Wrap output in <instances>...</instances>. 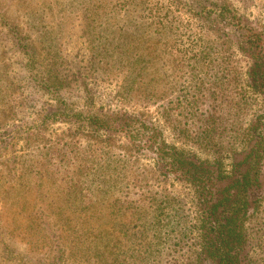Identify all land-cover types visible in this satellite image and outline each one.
I'll return each instance as SVG.
<instances>
[{
    "label": "rangeland",
    "instance_id": "1",
    "mask_svg": "<svg viewBox=\"0 0 264 264\" xmlns=\"http://www.w3.org/2000/svg\"><path fill=\"white\" fill-rule=\"evenodd\" d=\"M86 1L0 0V264H210L197 258L193 186L163 169L154 145L219 165L229 182L241 175L255 142L245 134L264 127V0H132L128 12L121 4L129 35L111 34L104 59L94 50L105 22L87 19ZM49 34L70 83L60 96L43 87ZM80 113L110 123L76 121ZM124 118L139 133L122 130ZM208 119L212 141L202 138ZM262 154L242 264H264ZM100 169L102 185L90 174ZM129 212L140 218L130 231ZM30 242L75 247L78 258L51 259L57 252Z\"/></svg>",
    "mask_w": 264,
    "mask_h": 264
},
{
    "label": "trees",
    "instance_id": "2",
    "mask_svg": "<svg viewBox=\"0 0 264 264\" xmlns=\"http://www.w3.org/2000/svg\"><path fill=\"white\" fill-rule=\"evenodd\" d=\"M83 1V0H81ZM80 3V2H78ZM87 4L84 7L87 12V19L90 22H105L104 29L106 31V36L103 42L100 41L101 48L94 50V55L99 56L101 59L112 57L111 47L113 46V40L110 41L109 37L115 36L118 31H123L122 36L127 37L129 34L124 32L126 28H122L119 25V16L121 12H118L116 6L122 4L123 10L128 12L132 6V0H87ZM74 7V5H73ZM103 8L108 14L104 15L103 20L97 19V9ZM109 11V12H108ZM129 20L130 15L127 16ZM2 18L6 19L4 16ZM99 20V21H98ZM131 21V20H129ZM116 23V25H115ZM172 26L170 22L164 24V28L171 29ZM129 29V28H128ZM17 36V31L14 32V38ZM113 36V39L115 37ZM17 39V38H16ZM17 39L19 45L20 42ZM59 46V42L53 34H49L45 44H42V54L44 71L45 85L44 88L50 89L55 96L63 95V93L69 90L70 83L68 79L62 73V66L65 64L63 59L57 58L55 50ZM37 51L38 57V43L35 46H30ZM35 56V53H32ZM96 58V57H94ZM45 61L47 63H45ZM110 71V69H107ZM64 71V68H63ZM65 77V78H64ZM41 82V81H40ZM130 86L128 89H131ZM264 94V92H263ZM76 121L83 119L84 121L94 120V124L102 126L105 121L109 122V118L103 114L89 115L85 116L82 113L74 114ZM264 120V117L261 118ZM210 119L206 122V128L202 132V138L212 141L213 138V128L210 125ZM97 126V127H98ZM121 129L127 131L128 133L137 131L139 133L140 129L136 127L134 122L128 118L123 119L121 124ZM247 141L249 143L255 139V142L251 146V149L246 150L249 153L246 155L245 160L240 164L243 166V172L239 175L234 182H229L230 177H226L221 171L219 165L209 164V161H200L196 158L187 157L185 151L179 150L171 146H160L155 144V153L158 156V163H160L166 171L169 173H177L179 179L184 183L193 186V193L195 194L194 199L196 201L195 205L199 210L200 219L199 227L201 229V252L198 257L202 260L208 261L210 264H242L240 259L241 249L243 247L245 240L244 234V223L243 218L250 211V205L254 201V196L259 190V185L261 184V160L264 153V127L260 130L257 126L252 125L245 134ZM34 173V172H33ZM95 177L96 181H100L101 185L107 182L106 174L103 169L96 170L90 173ZM112 174L111 176H113ZM111 176H109L111 178ZM224 180V181H223ZM225 182L219 185V182ZM105 189V186H103ZM134 213L129 212L126 214V221L123 223L128 224L127 230L130 231V225L132 222H137L140 220L137 217L132 221ZM135 215H137L135 213ZM125 235L127 234L126 230ZM158 231L155 230L151 237L156 238ZM124 235V236H125ZM30 247L36 250H44L57 252L51 259H56L58 254L61 253L62 256L70 258H78L75 254V247L69 248L65 245H55L50 242H46L42 245H35L30 242ZM69 248V251L67 250ZM58 249V250H57ZM190 249V248H189ZM60 255V256H61ZM82 259L81 257H79ZM79 259V260H80ZM102 263L104 259L100 260Z\"/></svg>",
    "mask_w": 264,
    "mask_h": 264
}]
</instances>
